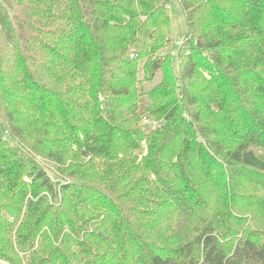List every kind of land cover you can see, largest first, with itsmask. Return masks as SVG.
Returning a JSON list of instances; mask_svg holds the SVG:
<instances>
[{
    "label": "trees",
    "instance_id": "16d2710c",
    "mask_svg": "<svg viewBox=\"0 0 264 264\" xmlns=\"http://www.w3.org/2000/svg\"><path fill=\"white\" fill-rule=\"evenodd\" d=\"M179 2L0 0V264H264V0Z\"/></svg>",
    "mask_w": 264,
    "mask_h": 264
},
{
    "label": "rangeland",
    "instance_id": "374dc122",
    "mask_svg": "<svg viewBox=\"0 0 264 264\" xmlns=\"http://www.w3.org/2000/svg\"><path fill=\"white\" fill-rule=\"evenodd\" d=\"M178 12L177 14L174 16L173 20H172V33H171V37H172V42H171V45L165 50V54H171L172 52L176 53L177 55L179 54L180 52V46L177 45L178 42H183L184 41V38L188 32V26H187V21H186V16H185V13L180 5V2L179 0H173ZM173 61V65H174V68H175V72L178 73V70H179V61H178V57H174L172 59ZM146 64V60H143L141 63H140V68H141V71L139 73V79L141 80V84L139 85V90L140 92L146 94V92H149L153 87H155L157 84L160 83L161 81V74H157V76L154 78V80H151V81H148L147 80V77L145 76V73H144V66ZM149 105V101H148V98L146 96H144L142 98V103H141V112L144 114L143 116H141V121H140V127H143L144 129V125H143V122L145 120V116H147V112H146V108L147 106ZM149 120L152 122V123H158L159 120H155L154 118L150 117ZM159 129V128H158ZM148 132H151L150 129H144ZM256 153L259 154V155H263L264 156V152L261 151V150H256ZM49 169V172H51V175L54 179V170L53 168H50L48 167ZM63 178H66V175H63ZM28 181V179L26 180Z\"/></svg>",
    "mask_w": 264,
    "mask_h": 264
},
{
    "label": "built area",
    "instance_id": "2783aa9c",
    "mask_svg": "<svg viewBox=\"0 0 264 264\" xmlns=\"http://www.w3.org/2000/svg\"><path fill=\"white\" fill-rule=\"evenodd\" d=\"M177 45L181 47L182 46V42H178ZM171 56L176 57L177 54L172 52ZM143 125H144V129L148 128L151 131L157 130L159 128V126H160L159 123H152L150 120H144ZM6 136L7 135H5L4 137H6ZM142 145L145 146V143H143Z\"/></svg>",
    "mask_w": 264,
    "mask_h": 264
}]
</instances>
